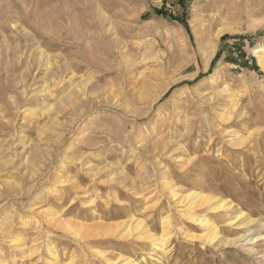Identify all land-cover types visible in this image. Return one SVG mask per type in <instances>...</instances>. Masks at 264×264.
Returning <instances> with one entry per match:
<instances>
[{"label":"rangeland","instance_id":"1","mask_svg":"<svg viewBox=\"0 0 264 264\" xmlns=\"http://www.w3.org/2000/svg\"><path fill=\"white\" fill-rule=\"evenodd\" d=\"M41 1L0 44L2 264H145L167 221L161 264H264V0Z\"/></svg>","mask_w":264,"mask_h":264},{"label":"bare ground","instance_id":"2","mask_svg":"<svg viewBox=\"0 0 264 264\" xmlns=\"http://www.w3.org/2000/svg\"><path fill=\"white\" fill-rule=\"evenodd\" d=\"M13 1V0H12ZM19 2V6H16V5H13L12 3H9L8 5H6V7L2 8L1 7V11H0V44L3 43L5 45H9L7 44L8 40H7V36L5 35V32L6 31H9V32H17L18 35L20 37H23V35H26L24 32L26 31V28H25V22H24V19L22 18V15L21 13L26 11V14H27V9L25 10V8L27 7V2L29 0H18ZM43 1V0H42ZM41 1V2H42ZM11 2V1H10ZM45 2V1H44ZM37 4V2H35ZM42 4V3H40ZM5 6V5H4ZM16 6V7H14ZM26 6V7H25ZM38 6V5H37ZM25 14V13H24ZM30 18V15L28 16ZM28 20V19H27ZM36 20V19H35ZM32 22H33V19H32ZM39 25V24H38ZM27 32V31H26ZM28 33V32H27ZM28 35V34H27ZM20 39V38H19ZM18 39V40H19ZM20 41V40H19ZM18 45L20 46V42H18ZM3 46V45H2ZM6 47V46H5ZM9 47V46H8ZM20 48V47H19ZM12 49V48H11ZM22 49V47H21ZM2 50H3V47H2ZM21 51V50H20ZM3 52V51H2ZM254 54H256V58H257V62L260 64V66L262 68H264V47H258L254 50ZM54 81V80H53ZM61 82V81H60ZM42 88V87H41ZM44 91V90H42ZM38 93V92H37ZM50 93V92H49ZM71 93V92H69ZM50 95V94H49ZM23 113L26 112V110H23L22 111ZM54 118V116H53ZM57 118V117H55ZM53 120V119H52ZM55 121V120H53ZM57 121V120H56ZM22 125V124H20ZM20 131L19 133H22V129L23 127H19ZM18 133V132H17ZM235 135V134H234ZM237 135V134H236ZM21 138V137H20ZM24 138V137H22ZM25 141L26 138H25ZM24 143H21V145H18L20 147L21 150H23L25 144L27 142ZM239 141V140H238ZM241 141V140H240ZM36 150V149H35ZM39 150V149H38ZM37 152H40V151H37ZM30 153V152H29ZM37 154V153H36ZM38 155V154H37ZM9 162V161H8ZM10 163V162H9ZM1 183V182H0ZM3 184V183H1ZM61 184V182H58V185ZM56 186V185H55ZM170 187V186H169ZM57 189V186L56 187H52V189L50 188V192H55ZM166 189H170L168 187H166ZM49 192V191H48ZM168 193L170 194V196L172 195L173 198H176L178 200V203L179 204H183L185 203L186 206L184 207H187V212L184 213V216L186 217L187 221L188 220H194L196 223L198 224H202V229L204 230V233L202 235V237L204 239H206V242L208 244H210L212 241H214L215 239H217V234H216V227L210 222L209 218L205 215V216H194L193 214V208H196L198 206L200 207H207L209 211L213 212L214 214L215 213H218V212H221V211H229L230 210V207L229 204L227 203H224V201L222 200H219V198L217 199L216 197H213L211 195H206L204 193H199V194H195V193H189L188 195H177L176 192H174L173 190H168ZM42 196V193H39L38 195H36V197L34 198L33 202H35L38 198H41ZM227 201V200H226ZM177 204V203H176ZM184 205V204H183ZM242 205V204H241ZM245 205V204H244ZM234 210V209H233ZM235 211V210H234ZM223 213V212H222ZM227 214V213H226ZM47 214H44V216L46 217ZM50 215H54L52 212L50 213ZM231 216V215H230ZM247 218V217H246ZM249 218V217H248ZM231 222H240L241 224H246L245 222L246 221H249L247 219H245L244 217V212L243 211H240L238 212V214L236 216H234V218L230 219ZM166 221V220H165ZM251 222V221H250ZM236 224V223H235ZM250 224V223H248ZM140 223H131L129 224L127 227H126V232L122 235L123 237H128L131 235V233L133 231H135L138 227H139ZM169 225V222H163V226H161V234L158 236V237H153V236H150L149 239L151 241H153L154 243L152 245L156 246L158 248V250L160 251L158 254H155V255H149L148 256V260L146 261L145 264H161L160 262V258H161V254L163 253L164 249H163V246L165 244V241H167L168 239L165 238L166 235L169 233L165 232L167 231L168 229H170V227H168ZM243 225V226H244ZM64 227L67 229V230H72V234L74 235H77L80 233V226H75V225H71L70 223L68 222H65L64 223ZM263 227V226H262ZM172 229V228H171ZM181 231V230H180ZM146 232V229H144V233ZM169 232V231H168ZM165 233H167L165 235ZM262 236V235H260ZM264 237V236H263ZM262 237V238H263ZM250 240L249 241H254V239L256 240V238L254 236H252L251 238H249ZM260 239V238H259ZM247 240V239H246ZM257 242V240L255 241ZM237 243V242H236ZM254 243V242H253ZM232 243L229 241V240H221L219 241V243H217L215 245V247H224V246H228V245H231ZM51 257H53V253L50 254ZM0 264H2V262L0 261ZM129 264H133V262H129Z\"/></svg>","mask_w":264,"mask_h":264}]
</instances>
